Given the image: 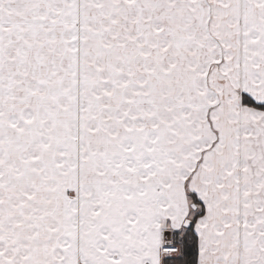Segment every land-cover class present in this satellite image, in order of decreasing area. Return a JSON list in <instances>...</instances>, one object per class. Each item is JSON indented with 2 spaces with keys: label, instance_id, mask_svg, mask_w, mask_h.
<instances>
[{
  "label": "snow or ice",
  "instance_id": "obj_1",
  "mask_svg": "<svg viewBox=\"0 0 264 264\" xmlns=\"http://www.w3.org/2000/svg\"><path fill=\"white\" fill-rule=\"evenodd\" d=\"M0 264H264V0H0Z\"/></svg>",
  "mask_w": 264,
  "mask_h": 264
}]
</instances>
